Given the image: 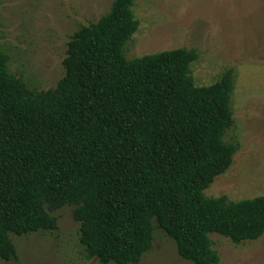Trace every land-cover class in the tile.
Wrapping results in <instances>:
<instances>
[{"label": "trees", "instance_id": "obj_1", "mask_svg": "<svg viewBox=\"0 0 264 264\" xmlns=\"http://www.w3.org/2000/svg\"><path fill=\"white\" fill-rule=\"evenodd\" d=\"M135 0H114L71 38L65 77L34 92L0 49V259L18 260L12 235L58 229L75 207L88 260L137 264L154 222L183 259L221 264L212 234L240 245L264 236V197L230 202L205 192L232 166L235 75L196 87V50L128 60L139 30Z\"/></svg>", "mask_w": 264, "mask_h": 264}, {"label": "rangeland", "instance_id": "obj_2", "mask_svg": "<svg viewBox=\"0 0 264 264\" xmlns=\"http://www.w3.org/2000/svg\"><path fill=\"white\" fill-rule=\"evenodd\" d=\"M114 0H0V49L11 74L40 93L65 77L71 38L106 16ZM140 26L124 48L128 60L180 49L196 50V87H210L232 69L234 125L225 142L238 146L231 168L205 192L240 202L264 197V0H135ZM75 207L51 213L52 232L12 239L18 260L0 264H102L88 260ZM154 247L137 264H193L154 222ZM221 264H264V236L240 245L212 234Z\"/></svg>", "mask_w": 264, "mask_h": 264}]
</instances>
